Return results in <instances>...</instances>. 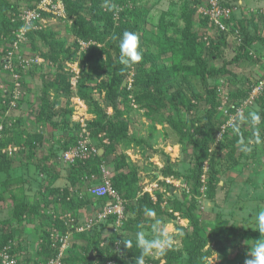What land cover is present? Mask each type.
<instances>
[{
  "label": "trees",
  "instance_id": "obj_1",
  "mask_svg": "<svg viewBox=\"0 0 264 264\" xmlns=\"http://www.w3.org/2000/svg\"><path fill=\"white\" fill-rule=\"evenodd\" d=\"M38 1L24 0L22 3H26V7H28L25 10V8L22 9L20 0H0V66L6 63V58L8 59L11 53L12 66L15 68L14 72L25 73L24 68L18 66L17 57L18 52H20L23 58L26 56L25 54L27 52L24 50L26 47L35 53L28 58L39 56L42 60L45 59V61L53 63H58L60 57L63 56L73 60V57L79 54V58L83 63L81 65V75L78 78L76 95L89 106L90 112L94 117L87 128L89 138H97L103 135L102 140H107L109 144H103L100 147L104 150L103 155L98 153L100 151L99 148L96 154L92 155L89 159L85 161L77 160L67 166L69 172L66 175V180L69 185L77 187V184L80 183L79 185H81L85 180L89 182L93 175H99V166L104 161L108 163L110 156L115 155L114 153L117 152L118 145L129 138L127 134L129 120L125 116L129 115L132 111L131 104L128 101V96L132 94L135 103L140 109H146L149 118L153 119V114L156 115L157 113V116H163L164 112H167L166 120L178 135L184 151L188 149L187 144H190L192 148L189 173L183 175L189 187V195L185 196L186 194H184L183 199L176 200L173 204L174 209L181 213L185 220L189 221V229L178 228L183 251L187 254V258L183 261L180 252H177L174 248H169L165 255H160V258L150 260L146 257L145 261L151 264H159L161 260H164L165 264H204L202 257L205 256L204 249L208 242L222 245L221 247H223L228 241L233 238L238 239L241 236H244L247 242L253 236L259 239L260 235L257 232L243 231L241 233L237 229L224 230L218 224H209L203 228L201 227L196 212L198 210V198L201 195V189L203 187V177L205 176L207 182L206 194L211 198L214 193L213 188L218 173L217 165L220 162L221 156L223 153L224 157L228 155V163L226 165L232 166V161L235 159L233 154L235 152L234 147L238 144L239 139L233 134L232 128H225L221 139L216 142L217 133L226 124L225 122L229 119V115L233 110H228L231 113H223L221 111L222 101L219 98L218 90L210 81L229 77L233 74V68L236 69L245 63L254 62L256 54H251V51L258 44L264 45V37L260 35L248 36L245 34L240 47L236 51V55L230 61H223L221 65L217 66L214 62L220 59V57L217 56L219 53L215 54L214 52L217 53L220 46H226L225 42H213L208 49H213L214 54H208L205 43L200 39L199 34L192 30V16L195 11L188 10L187 6H185L182 16L185 23L182 37L183 41H174L171 53L172 56L180 57L182 61L192 62L193 66L190 68H186L180 64L167 66L164 63V57L161 58L164 53L168 52V47L164 44L167 35L165 33L167 25L164 23V19H162L159 27L156 28L157 32L148 33L147 20L150 14V8L146 5L139 4L140 0H63L67 20L71 22L67 30L73 36L70 38L72 39L70 46L65 48L66 40H57L54 32L44 33L35 28L37 24H31V28L26 31L27 41L25 43H19V51L14 50V44L18 41V33L26 25L23 17L28 10L34 9ZM196 3L200 4L201 2L196 1ZM207 8H209V5H207ZM116 14L118 15L117 18H115ZM230 19H233V17ZM225 22L223 21V23ZM201 23L203 26L207 27V24H209L210 28L216 27L219 30V26L209 21V17H203ZM239 24L237 29H244L242 23L239 22ZM234 29L236 27L234 26L233 28L231 24L228 34L232 35L235 31ZM125 31H131L137 34L139 38L138 50L142 51V60L133 64L131 67H125L119 61V38L122 37ZM219 32V36L222 38L225 34L220 30ZM38 38L48 49L47 52L42 51L36 44ZM70 39L68 38V40ZM151 42H155L156 45L150 46L151 44L149 43ZM81 43L88 45L85 53H81L80 51L82 50ZM154 48H157L158 51L154 52ZM102 57H105L104 60ZM37 67L40 66H34L32 69L35 71ZM32 69H27L28 71L26 73L30 70L29 74H31ZM132 69H134L135 77L133 90L131 91L129 86L125 84V81L129 77ZM52 72L54 70L43 77L42 92L44 102L35 122L54 131H64V129L68 131L69 135H67V140L62 146L64 154L70 148L76 146L81 129L78 125L74 124L72 126L68 117L54 121L53 119L58 114L47 110L51 91H56L57 94L61 93L66 96H70L74 92L71 84V75L62 72L56 75L55 72V74ZM187 75L198 78L203 91V96L195 97L199 103H202L203 108L200 116L192 119V123L190 124L193 129L192 133L186 130V123L178 119L180 117V107L175 102V99L177 101L180 100L189 110L194 107L191 102H187L181 96L182 90L177 84L180 76L186 77ZM51 76L54 78L51 79ZM262 77L264 78V75ZM258 91V96L261 97V99L259 98L261 107L264 108V87L258 88ZM102 93L105 94L104 99H100ZM97 95L98 98L96 97ZM2 98V92H0V102ZM108 108L112 110L111 115L108 113ZM18 122L19 120L17 119L12 130L5 128L0 141V174L9 172L12 165L16 163V161L2 153L9 145L15 143L17 145L21 144L22 146L25 144L24 150L28 149L29 153H25L24 157H21L19 161L34 162L37 156V146H43L44 142H46L42 139V136L31 134L29 135V142L25 143L22 138L23 133L16 130ZM261 129H264V126ZM241 131L245 138L251 135L247 127H242ZM123 138L124 140L122 141ZM24 150L21 154L24 153ZM56 154V150H53L49 156L44 158L45 160L43 159V162L37 164L42 172L49 175L46 187L49 196L54 197L50 201H46L45 199L44 207L52 203L60 207L63 214L70 211L73 213L72 215H75L79 213L81 208L90 207L91 205L96 206L108 201L106 199H96L86 194V198L78 203L73 201L66 203L65 199L68 195V187H65L62 192L55 190L54 182L56 181L57 174H52L53 171L48 166V161L55 158ZM206 162H209V170L207 172L205 171ZM57 163L55 162L54 164L56 167H58L56 165ZM116 170L123 172L116 173L110 178V181L112 189L125 202L124 220L121 226V228L125 226L123 229L124 232L129 233L133 227L135 228V234L139 231L141 223L147 217L144 215V209L146 207L154 210L158 216L171 217V215L169 216L167 212H164L160 208L158 203L153 202L149 195L146 194L144 197L138 198L137 169H128L124 162L117 161ZM161 173L165 177H179L180 175L169 165L161 169ZM55 191L57 192L56 195L54 193ZM4 199V193L0 192V203ZM92 200H95V202ZM40 209L41 203L35 204L34 206H26L22 203L16 206L17 214L13 220L3 221L4 228L2 230L0 251L4 246L9 244L10 240H14L13 238H15V233L17 232L16 229L18 227L21 229L22 225H20V220L23 215H26L27 222L38 220L40 223L42 221ZM131 211L136 213V218L131 222V225H128L125 223L126 216ZM44 217L43 220L46 221ZM47 220L50 222L51 218ZM12 221H15L14 223L16 224L12 225ZM107 222L114 224L115 218L110 217ZM62 225L64 226L61 222L52 221V226L59 230L62 228ZM46 226L48 231L46 230L40 233L38 247L40 253H45L48 257L52 258L58 253L61 238L57 236L54 241L51 240V226L49 227L48 224ZM19 235L20 232L17 238L19 237L21 240ZM72 238H74L72 244L61 264H75V262L82 264H107L109 261H114L118 264H134L135 258L140 255V250L135 246V235L124 238V235L121 236L117 232H111L107 236L103 231L95 229L90 238L84 233L77 234ZM20 240H18L17 252L13 250V254L11 252L10 254L21 264H32L29 249L24 247ZM128 240L132 241L130 248H126L124 245ZM77 241L81 243L79 252L76 251L78 246ZM102 243L105 244L103 247H101ZM118 244L120 245L119 250L116 249V245ZM90 252H93L96 260L89 261ZM18 255L20 256L18 257ZM0 264H2L1 260Z\"/></svg>",
  "mask_w": 264,
  "mask_h": 264
},
{
  "label": "rangeland",
  "instance_id": "obj_2",
  "mask_svg": "<svg viewBox=\"0 0 264 264\" xmlns=\"http://www.w3.org/2000/svg\"><path fill=\"white\" fill-rule=\"evenodd\" d=\"M23 1L24 0H20V4L23 7L22 9L25 8L26 10L28 7H26V3H22ZM196 1L201 3L197 4ZM210 1L211 0H140L139 4L146 5L150 8V14L147 20L148 33L157 32L156 28L159 27L162 19H164L163 21L167 25L165 31L167 35L164 44L168 47V52L161 56V58L164 57V63H166L167 66L175 64H180L186 68L193 66L192 62L182 61L180 57L172 56L171 53L173 42L183 41L182 37L185 23L182 16L185 6H187L188 10L195 11L192 16V30L199 34L200 39L207 47L208 54L214 52L212 51L213 49H208L213 42H225L226 46L221 44L223 46L219 47L217 53L214 52L215 54L219 53L217 56L220 57V59L214 62L217 66L221 65L223 61H230L236 55V51L240 47L245 34L248 36L260 35L264 37V0H218L221 7L231 10V17L224 19V21H226L224 23L225 29L222 30L219 28V30L225 34L222 38L219 36L220 32L217 30L218 28H210L209 24H207L206 27L201 23L203 17H209L206 13L208 10L207 5L210 4ZM115 16V18H117L118 15L116 14ZM232 17L233 19H230ZM44 20L46 23H43L44 25L39 24L36 29L44 33L54 32L57 40H66L65 48H68L72 43V39L70 38L73 36L67 31L71 22L67 20L66 14L53 18L47 16L44 17ZM209 21H211L210 18ZM239 22L244 26V29L242 28L243 30L237 29L238 25H240ZM231 24L233 28L235 26L236 29H234L235 31L232 35H229L228 31ZM68 38L70 40H68ZM38 39L36 40V44L42 51L47 52L48 49L43 45L42 41ZM26 41L27 38L25 42ZM149 44H151L150 46L156 45L155 42ZM87 46L88 45L84 46L83 50H80L81 53L87 51ZM24 50L27 52L25 54L26 56H24L26 59H28L30 55L35 54L27 47ZM157 51V48H154V52ZM251 54H256L254 62L245 63L236 69L233 68V74L229 77L210 81L218 90L219 98L222 101L221 111L223 113H229V109L233 110L232 113L230 112L231 114L229 115V119L225 122L226 124L223 125V128H220L217 133L216 142L221 139L225 128H232V124L228 123L230 120L235 123L236 114L240 111H243L245 115L250 111L259 113L262 118L259 127L263 128L264 126V108L261 107V97L258 96L259 91H257L258 88L264 87V78L262 77L264 75V45H256L254 50L251 51ZM24 58L20 55V52H18V66H22L25 73L28 71L27 69L31 70L34 66L40 67L35 68V71L32 69L33 71H31V74H29L30 70L26 74L17 73L14 72L15 68L12 66V61H9L7 58L6 63L0 66V92H2L3 96L0 102V111L1 114H7V116H0V122H3L5 128L12 130L13 125L18 119L19 122L16 126V130L23 133L22 138L25 143L29 142V135L31 134L42 136V139L46 142H44L43 146H37V156L34 162H26L25 160L19 161L21 157H24L25 153H29L28 149L24 150L25 144L21 146V144L17 145L13 143L7 147V157L13 159L16 163L12 165L9 172L0 174V192H3L5 197L4 201L0 203V242L2 239V230L4 228L3 221L13 220L14 216L17 214V205L23 203L26 206H34L35 204L41 203L40 216L42 221H40V223L38 220L27 222L26 215H23L20 220V225H22L21 229L18 227V229H16L15 238H13L14 240H10L9 244L2 248L0 251V260L8 259L9 255H11L10 252L13 254V250L17 252V244L18 240H20L19 237L17 238L19 232L21 243L24 247L29 249L33 262L32 264L63 263L62 261L67 255V251L74 239L72 237L77 234L84 233L90 238L93 230L96 229L103 231L107 236L111 232H117L121 236L124 235V238L133 237L135 235L134 227L127 233L123 230L125 226L123 228L120 227L121 229H116L115 223L112 224L107 221V223L100 222V220H98L100 212L116 202L113 197L106 198V200H108L106 203L81 208L79 213L75 215H72L73 213L70 211L63 214L60 207L52 203L44 207L45 199L46 201H50L53 200L54 197L49 196L46 187L49 175L42 172L37 164L43 162L45 157L49 156L53 150H56V157L48 161V166L49 169L53 171L52 174H57L56 181L54 182L55 190H60V192H62L65 187H68V195L65 199L66 203H71L72 201L78 203L84 200L86 194H89L88 190L92 188V186L101 184L105 177L110 179L116 173L123 172L121 170H116L117 161L124 162L128 169H137L138 198H142L146 194L149 195L153 202L158 203L164 212H167L169 216L171 215V217L168 218L161 215L146 217L141 223L139 231H143L146 236L151 237L152 224L156 219L161 220L162 224L167 227L171 245L170 248H174L177 252H180L183 261H185L187 254L183 251L178 228L182 227L189 229L190 225L189 221L185 220L181 213L174 209L173 204L176 200L183 199L184 194H186L185 196L189 195V187L183 175L189 173L192 148L190 144H187L188 149L184 151L178 135L166 120L167 112L163 111V116H157V113L156 115L153 114L154 118L151 119L147 116L146 109H140L135 103L133 95L130 94L128 96V101L131 104L132 111L129 115L125 116V118L129 120V130L127 131L129 138L126 140H124V138L122 139V141L124 140L123 143L118 145L116 149L117 152L114 153L116 156L111 155L108 163L104 161V163L99 166V175H93L89 182L85 180L81 185H79L80 183L77 184V187L70 186L66 180V175L69 172L67 166L69 164L64 161L62 149L63 144H65L67 140V135H69L68 131L65 129L64 131H54L41 124H37L35 120L44 102L42 92L43 77L54 70L56 75L62 72L72 76L71 84L74 92L72 95L66 96L61 93L57 94L56 91H51L47 110L58 114L56 117L54 116L55 118L53 120H62V118L68 117L72 126L74 124L78 125L80 129L82 125H84L85 129L89 127V123L94 117L90 112L89 106L76 95L78 78L81 75V65L83 62L79 58V54H77L76 57H73V60L67 59L65 56L60 57L58 63L47 62L43 59L44 61L41 60L40 63H35L25 68L23 64ZM36 58L41 59L39 56H35L33 59ZM102 58L104 60L105 57ZM134 77L135 72L134 69H132L129 77L125 81V84L129 86L131 91L133 90ZM53 78L54 77L51 76V79ZM260 81L261 83L258 84ZM177 84L182 90L181 96L184 100L191 102L194 106L189 110L180 100L177 101V99H175V102L180 107V117H178V119L185 122L186 130L192 133L193 129L190 126L192 119L200 116L203 108L202 103H199L195 99L196 96H203L202 86L198 78L192 75H187L186 77L180 76L177 80ZM245 92L247 93L245 94ZM104 96L105 94L102 93L100 99H104ZM96 97L98 98V95ZM25 105L27 108H25ZM108 113L109 115L112 114L110 108H108ZM247 130L251 134L249 137H251L253 129L247 127ZM261 135L264 136V131L261 132ZM102 137L103 135L97 138L91 137L90 147L98 151L103 144L108 145L109 142L107 140H102ZM234 149L235 152H233V154L235 159L232 161V166L226 165V163H228V155L224 157L223 153L221 156L220 162L217 165L218 173L213 188L214 193L211 198L206 194L207 182L205 176L203 177V187L201 189V195L198 198L199 203L196 214L203 228L209 224H218V226L224 230L237 229L241 233H243V231H253L260 235L258 231L254 230L256 223L255 216L258 211L264 207V143L252 145L253 150L251 153L242 152L238 144ZM23 150L24 153L21 154ZM98 153L103 155L104 150L100 148ZM55 162H58L56 164L58 167L54 165ZM166 165L171 166L174 171L178 172L180 174L179 177H165L161 173V169ZM208 166L209 162H206V172L209 170ZM4 183L6 184L4 185ZM54 193L55 195L57 194L56 191ZM116 195L118 196L117 193ZM159 198H161V200H159ZM92 201L95 202V200ZM123 205L125 207V202H123ZM43 217L46 221L43 220ZM49 218H51L50 222L47 220ZM135 218L136 213L131 211L127 214L125 223L131 225V222H133ZM93 219L96 222L95 226L92 227L91 230L87 229L88 231L85 230L80 232V230L86 229V226H89V221ZM52 221L61 222L64 226L62 225V228L59 230L52 226ZM97 221H99V223H97ZM12 222V225L16 224L14 223L15 221ZM46 224H48L49 227L51 226V240L54 241L57 236L60 238L69 236L65 248L60 245L58 253L52 258L48 257L45 253H40L38 247V243L40 242L39 237L41 236L40 233L42 231H48ZM256 239L257 238L253 236L247 242L244 236H241L238 239L233 238L228 241L223 247H221L222 245L208 242L204 249L205 256L202 257L204 264H245V260L251 258L248 253L250 252V246ZM77 242L78 246L76 251L79 252L81 243L79 241ZM103 245L105 244L102 243L101 247H103ZM119 248L120 245H116V249L119 250ZM60 253H62V256L60 260H58ZM19 256L20 255H18V257ZM148 258L150 260H156L160 258V255H152ZM113 262L114 261H109L107 264H112ZM75 264L82 263L75 262ZM113 264L118 263L114 262ZM145 264L151 263L145 261ZM159 264H165V261L161 260Z\"/></svg>",
  "mask_w": 264,
  "mask_h": 264
},
{
  "label": "clouds",
  "instance_id": "obj_3",
  "mask_svg": "<svg viewBox=\"0 0 264 264\" xmlns=\"http://www.w3.org/2000/svg\"><path fill=\"white\" fill-rule=\"evenodd\" d=\"M31 25H25L21 32L27 31ZM139 38L136 33L125 31L122 37L119 38V61L125 67H131L133 64L142 60V51L138 50ZM235 123L232 124V132L238 139L240 150L244 153H251L252 145L264 143V136L259 126L262 122L261 115L255 111H250L245 115L243 111L236 114ZM242 127H250L253 129L252 136L245 138L241 131ZM144 215L147 217H155L154 210L145 208ZM255 230L260 233V238L256 239L250 246V259L245 260V264H264V207L258 211L255 216ZM126 248L132 246V241L128 240L124 243ZM135 246L140 250V255L135 258L134 264H145V258L152 255H165L170 248V240L168 236L167 227L164 226L161 220L156 219L152 224V236L148 237L143 231H138L135 234Z\"/></svg>",
  "mask_w": 264,
  "mask_h": 264
},
{
  "label": "built area",
  "instance_id": "obj_4",
  "mask_svg": "<svg viewBox=\"0 0 264 264\" xmlns=\"http://www.w3.org/2000/svg\"><path fill=\"white\" fill-rule=\"evenodd\" d=\"M207 15L209 16L210 20L214 22L217 26H219L220 29L224 30V19L228 18L231 14V10L227 9L225 7L220 6V2L218 0H211L209 4V8H207ZM65 15V7H64V1L63 0H39L38 3L35 4L34 9L28 10L23 19L25 20L27 25L31 24H37L35 28L40 24L46 23L44 20V17L51 16L53 17H60V15ZM64 18V17H63ZM44 25V24H43ZM18 41L14 44V50H18L20 46L19 43H24L26 40V31L21 32V30L18 33ZM87 44L81 43V47L83 50V47ZM11 55V56H10ZM12 54H9L8 60L11 61ZM42 59H33L28 58L24 59V66L25 68L27 66H30L35 63H40ZM258 91V90H257ZM0 116H7L3 114H0ZM230 124V123H228ZM5 130V126L3 125V122H0V141L2 139L3 133ZM89 133L88 130L85 129L84 125L81 126V131L79 133V140L76 144V146L70 148L68 151H66L63 154L64 161L68 164H72L75 161H85L89 159L92 155L96 154V150L91 148ZM6 149L2 151V153L6 154ZM88 193L90 196L96 198V199H106L109 197H113L116 202L112 205H109L106 207L103 211L100 212L98 216V220L100 222L107 221L110 217L115 218V224L116 229L120 228L122 226V221L124 220V211L125 207L123 205V200H120V198L116 195L115 191L112 189V184L109 178L105 177L103 179V182L99 185H94L92 188L88 190ZM99 223V221H97ZM96 224L95 220L89 221V226H86V229L80 230L85 231L87 229L91 230L92 227H94ZM88 231V230H87ZM69 236H64L60 239L62 247L65 248V245L68 243ZM62 256V253H60V256L58 260H60ZM10 258V259H9ZM8 259H1L3 264H21L9 255ZM113 264V263H112Z\"/></svg>",
  "mask_w": 264,
  "mask_h": 264
},
{
  "label": "water",
  "instance_id": "obj_5",
  "mask_svg": "<svg viewBox=\"0 0 264 264\" xmlns=\"http://www.w3.org/2000/svg\"><path fill=\"white\" fill-rule=\"evenodd\" d=\"M25 108H26V105H25ZM89 261H94V260H96V258H95V256H94V254H93V252H90L89 253Z\"/></svg>",
  "mask_w": 264,
  "mask_h": 264
},
{
  "label": "crops",
  "instance_id": "obj_6",
  "mask_svg": "<svg viewBox=\"0 0 264 264\" xmlns=\"http://www.w3.org/2000/svg\"><path fill=\"white\" fill-rule=\"evenodd\" d=\"M26 108H27V106H26Z\"/></svg>",
  "mask_w": 264,
  "mask_h": 264
}]
</instances>
